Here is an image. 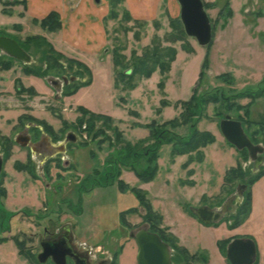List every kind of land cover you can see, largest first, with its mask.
Wrapping results in <instances>:
<instances>
[{"label": "rangeland", "instance_id": "rangeland-1", "mask_svg": "<svg viewBox=\"0 0 264 264\" xmlns=\"http://www.w3.org/2000/svg\"><path fill=\"white\" fill-rule=\"evenodd\" d=\"M203 2L214 30L210 47L200 46L186 34L177 0H93L107 12L106 43L99 54L85 55L87 65L76 52L51 43L52 32L35 22L39 19L26 15L23 0H0V35L16 40L33 58L24 63L0 54L7 60L0 68V239L4 241L0 264H41L37 259L42 252L40 237L45 230L60 232L65 227L92 262L105 259L110 264H136L138 246L130 234L144 226L189 246L187 256L197 250L198 241L230 238L244 225V232L257 233L255 223L230 227L249 186L237 212L217 224L203 225L190 211L203 205L219 207L239 184L264 171L262 165L254 172L248 151L235 148L220 130V121L230 115L242 122L255 144L264 146L259 126L264 122V95L253 101L237 95L256 90L264 78V0ZM167 47L177 52L167 77L159 70L149 78L136 73L137 60L144 54ZM222 74L234 81H221ZM63 76L79 79L61 89L47 81ZM216 89L223 90L232 104L230 110L220 100L208 104L187 125L163 126L180 117L193 94L209 96ZM236 105L247 108L249 117ZM82 108L111 116L113 123L84 115ZM249 119L255 124L249 125ZM151 123H155L153 129L145 127ZM193 124L216 138L203 148L202 160L193 155L194 161L186 166L189 155L172 159L171 144L155 145L167 132L187 137ZM154 130L155 138L151 137ZM69 133L77 141L67 142L62 150ZM20 134H29L33 143L45 138L56 148L22 147L15 141ZM155 146L158 172L145 183L131 167L141 172ZM135 152L140 159L133 157L138 155ZM238 166L246 178L226 183L227 172ZM120 180L129 189L145 192L151 213L133 191L119 189ZM257 187L264 188V175L251 192ZM212 258L217 260L218 255Z\"/></svg>", "mask_w": 264, "mask_h": 264}, {"label": "water", "instance_id": "water-1", "mask_svg": "<svg viewBox=\"0 0 264 264\" xmlns=\"http://www.w3.org/2000/svg\"><path fill=\"white\" fill-rule=\"evenodd\" d=\"M99 1V0H97ZM180 5V19L186 34L197 40L200 46H208L213 40V28L210 18L206 12L203 0H177ZM0 50L8 56L24 63L32 62V56L14 39L8 36H0ZM77 76H63L61 79L48 78L47 81L57 89L78 80ZM220 130L225 139L238 150H247L249 157L254 161V172L264 165V146L255 144L246 134L241 121L226 115L220 121ZM15 141L22 147L29 146L33 151L37 150V143H33L29 134H20ZM77 141L74 133H69L66 140L61 144L65 150L67 142ZM3 169V158L0 154V174ZM247 184H239L233 194L218 208L209 206L191 207V213L203 224L209 226L221 222L227 214L235 213L237 204H241ZM131 237L135 239L138 246L137 264H170L171 254L169 246L161 239L159 234L150 232L144 226ZM73 234L71 233L72 240ZM42 252L38 254L39 263L46 264L51 259L54 264H67V258L72 256L71 251L77 252L75 246L51 245L41 243ZM227 258L231 264H254L257 259L256 243L251 238H237L230 242L227 248Z\"/></svg>", "mask_w": 264, "mask_h": 264}, {"label": "trees", "instance_id": "trees-1", "mask_svg": "<svg viewBox=\"0 0 264 264\" xmlns=\"http://www.w3.org/2000/svg\"><path fill=\"white\" fill-rule=\"evenodd\" d=\"M24 4L27 6V2L26 0H23ZM25 6V8H27ZM35 22L39 23L41 25L42 28L47 29L49 32H57L59 30L62 29L63 23H62V19L61 16L58 12L56 11H52L50 12L45 18L41 19V20H35ZM181 33L183 35H185L184 30H181ZM213 35H214V30H213ZM182 36H180L179 38H177L175 41H178L181 39ZM212 44V43H211ZM211 44L209 45V47L211 46ZM176 50L174 48H170L167 47L165 49V51L163 52H159L157 50V52L154 53H147L144 54L143 58L137 60V67L135 68L136 73H138L141 77H145V78H149L151 77L157 70L160 71L161 75H165V77H167V74L170 72L171 70V64L175 61L176 59ZM167 59V60H165ZM78 65H83L81 62H77ZM116 66H119V62H117L116 60ZM228 74H222L221 76H219V79L225 83H227L228 79L233 82L234 80L232 78H228ZM90 83V82H89ZM87 83V84H89ZM84 84V85H87ZM164 85V82L160 83V86L162 87ZM264 85V78L261 82V86H259V88H257L256 90H252V91H246V92H240L238 93V97H247L250 98L252 101L257 98V97H261L264 95V87L262 86ZM236 95V96H237ZM221 100V102H223L225 104V107L227 109H231L232 104H230L228 98L224 97L223 94V90L222 89H216V91H214L213 94H210L209 96H197L196 94H193L190 101L186 102L183 106H185L183 109L184 111H182V114L180 115L179 118H176L174 120L168 121L165 124H163L164 127L171 125L172 127H180L183 125H187L190 121L191 118H193L194 116L197 117L199 115V113L201 111H204L206 106L210 103H218ZM166 107V102L163 103ZM236 108L238 110L240 109H245V116L248 118L250 115V111L247 110V108L242 107L241 105H236ZM83 109V114L84 115H88L90 114L91 116L95 117L96 119H102L104 123H108L111 124L113 123V118L111 116L105 115V114H94L90 111H88L85 108ZM247 123L249 125L251 124H255V122L251 121L250 119L247 121ZM82 124V122H81ZM155 123H151L148 125H145L146 128L149 129H153V125ZM258 125V124H257ZM260 128L262 131H264V122H261L259 124ZM94 127L91 128V130ZM90 130V129H89ZM156 130H154L151 135V137H157L158 136V132L157 134L155 133ZM122 134L120 132H118V136L120 138ZM166 138L163 140L160 137H158V141H156V146L158 148L159 145H161L162 143H167V144H171L172 146V150H171V157L172 159H174L177 156H184V155H189L191 158L188 160V162L186 163V166H188L190 163H192L194 161V159L192 158L193 155L199 156V158L201 157V160L203 159V148L213 144L216 142V138L215 136L209 132V131H200L197 126L195 124H193L192 129H191V133L187 136V137H181L175 133H169L167 132V135L165 136ZM249 137V136H248ZM251 139V141L253 143H257L256 139H254V137L250 136L249 137ZM264 144V143H263ZM156 146L153 149V152L148 154V162L147 165L142 169L141 172H139L138 170H136L135 167H131V169H135V173L137 175V177L142 181V182H150L152 180L155 179L156 174L158 172V165H157V160L159 157V154L156 153ZM141 149H145L143 146L141 147ZM246 152V150H245ZM138 153V152H135ZM145 153V152H144ZM136 159H140L139 158V153L138 155L133 156ZM120 174L119 171L117 172V175ZM264 175V171L261 172L259 175H257L254 178H251L248 183L247 186H249V191L247 193V198L244 200V202L240 205L238 213L236 214V220L233 224H231V228H235L240 226L242 223H244L246 221V219L249 217L250 212H251V208H252V192H251V188L252 185L262 176ZM247 174L244 171V169L240 166L236 167V168H231L227 174H226V183H233V181L237 180V179H244L246 178ZM119 184V189L122 192H125L126 190H130L133 191L137 198L139 199V201L148 208V210L150 211V213L152 212V207L150 202L146 199V194L145 192H143L140 189H136V188H130L128 186H126V184L120 180L118 181ZM192 214V213H191ZM193 215V214H192ZM4 242L3 240L0 239V243ZM17 245L19 246V248L21 249V245L19 241H16ZM221 251L222 253L225 252L224 247H223V243L221 246ZM22 252V251H21ZM226 253V252H225Z\"/></svg>", "mask_w": 264, "mask_h": 264}, {"label": "crops", "instance_id": "crops-1", "mask_svg": "<svg viewBox=\"0 0 264 264\" xmlns=\"http://www.w3.org/2000/svg\"><path fill=\"white\" fill-rule=\"evenodd\" d=\"M26 2V15L29 17L41 20L52 11H56L60 14L63 23L62 29L58 32L50 33L52 36L51 43L53 45L55 44L54 46L56 48H63L64 51L76 52L80 55V60L88 65L85 55L87 56L93 53L99 54V52L105 47L106 37L103 28V21L107 12H104V5H95L93 0H26ZM130 9L132 11V8ZM132 13L140 18L145 17L144 14L139 15V13ZM245 222L249 226H251L252 223H255L257 233H250L252 231L244 232V225L243 229H238L229 237H252L256 240L258 264H264L263 187H257L252 192V208L250 215ZM222 239L227 238L217 239V237H215L211 242L198 241L196 243L197 248L211 255L209 264H223L222 261H224V259L220 256L218 249L214 248L215 244ZM186 247L189 248L187 245ZM209 250L211 252H209ZM214 253L218 255L217 260L212 258Z\"/></svg>", "mask_w": 264, "mask_h": 264}, {"label": "flooded vegetation", "instance_id": "flooded-vegetation-1", "mask_svg": "<svg viewBox=\"0 0 264 264\" xmlns=\"http://www.w3.org/2000/svg\"><path fill=\"white\" fill-rule=\"evenodd\" d=\"M0 54H3L4 56L7 55L1 50H0ZM6 65H7V60L4 59V58H0V68H3V66H6ZM36 143L38 144L37 148H36L37 150H40L42 148L43 149L44 148L45 149L56 148V146L52 145L49 141L45 140V138L42 139L39 142H36ZM239 205L240 204H237V206H239ZM206 206H208V205H206ZM209 207L218 208V207H214V206H209ZM237 209H238V207H237ZM236 212H237V210H236ZM232 214H234V213H232ZM227 215H231V214H227ZM195 218L200 223H202L197 217H195ZM203 225H205V224H203ZM147 227H148V230L150 232H155V233L159 234L161 239L169 246V250H170V254H171V263L170 264H209L210 263L209 262L210 261L209 254L207 252L202 251L199 248H196L197 250L194 251L193 254H190V256H187V254H189L188 247H186L185 245H182L179 242H176V243L172 242L167 237L163 236L160 232L152 230L150 226H147ZM45 231H46L45 235L41 236L40 239H39L40 240V247H41V243H44L46 245H48V244H51V245H53V244H55V245H57V244L58 245L65 244L67 246H69V245L72 246L73 245V246H75V248H77V250H78L77 252L71 251V253L72 252L73 253H72L71 257L69 256L67 258V264H110L105 259H100L98 261L92 262L88 252L79 249L77 247V245L74 243V238L72 240H70L72 232H71V229L69 227H65L60 232H56L54 230L52 232H48V230H45ZM237 238H249V237L233 236V237H230V238H227V239L219 240L217 242L218 243L217 244L218 251L224 257L225 264H231L230 261L227 258V248H228V245L230 244V242L232 240H234V239H237ZM224 242H227V243H226V247H225L226 248L225 249L226 253L223 255V253H221L222 252L221 251V246H222V243H224ZM41 249H42V247H41ZM203 253H206L207 255L205 256V254H203ZM47 262H51V263L54 264V262L51 259H49ZM111 264H112V262H111ZM136 264H137V262H136ZM254 264H258V251H257V259H256V262Z\"/></svg>", "mask_w": 264, "mask_h": 264}]
</instances>
